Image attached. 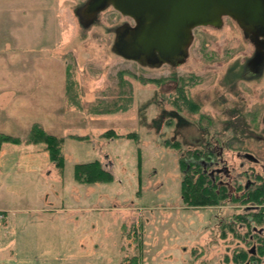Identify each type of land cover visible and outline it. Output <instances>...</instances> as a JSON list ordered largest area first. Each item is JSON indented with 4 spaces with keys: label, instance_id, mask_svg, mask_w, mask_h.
Returning <instances> with one entry per match:
<instances>
[{
    "label": "rangeland",
    "instance_id": "374dc122",
    "mask_svg": "<svg viewBox=\"0 0 264 264\" xmlns=\"http://www.w3.org/2000/svg\"><path fill=\"white\" fill-rule=\"evenodd\" d=\"M85 1L0 0V89L31 92L30 106L9 109L20 118L0 115V132L20 139L0 150V264H232L258 242L240 219L253 204L236 190L235 201L186 205L181 158L205 141L198 120L209 116L237 150L225 149L229 162L264 177V140L251 146L242 119L264 105V64L245 72L253 44L228 22L197 29L177 68L141 65L113 50L133 20L110 6L83 25L75 9ZM36 122L64 138L61 170L28 137ZM242 148L258 160L240 159ZM94 160L111 180L78 181L75 164Z\"/></svg>",
    "mask_w": 264,
    "mask_h": 264
},
{
    "label": "water",
    "instance_id": "95a60500",
    "mask_svg": "<svg viewBox=\"0 0 264 264\" xmlns=\"http://www.w3.org/2000/svg\"><path fill=\"white\" fill-rule=\"evenodd\" d=\"M109 5L133 20L117 28L113 50L141 65L183 58L192 29L218 24L222 16L235 19L245 34L264 36V0H86L75 13L89 25Z\"/></svg>",
    "mask_w": 264,
    "mask_h": 264
},
{
    "label": "trees",
    "instance_id": "16d2710c",
    "mask_svg": "<svg viewBox=\"0 0 264 264\" xmlns=\"http://www.w3.org/2000/svg\"><path fill=\"white\" fill-rule=\"evenodd\" d=\"M28 137H30L33 143H43L49 160L54 162L58 169L61 170L63 168V137L48 132L41 123L37 122L31 125ZM19 140V137L15 135L0 132V150L5 143H17ZM189 156L198 157L191 153ZM182 157L184 173L181 179V194L182 201H184L186 205H213L224 202L225 199L228 198L230 201H235L234 192L236 190L241 191V186L237 185L236 187H231L225 183H214L208 175L202 171V168L198 164L185 161V156ZM74 174L75 178L82 182L108 181L112 178L111 172L104 169L98 160L75 164ZM241 195L247 197L243 199V203L260 205L261 207L258 211H255L252 207H248V209L240 215L241 221L244 222L247 227L245 232L246 236L249 237L253 235L258 241L256 244L257 254L251 256L247 246H245V248H239L237 254L232 257V264H253L254 258L264 253V235L258 234L256 232L257 229L255 231L253 230V226L257 228V225H264V182L256 187L248 189ZM238 216L239 215H237V217ZM232 229H234V227ZM259 261H261V258Z\"/></svg>",
    "mask_w": 264,
    "mask_h": 264
},
{
    "label": "flooded vegetation",
    "instance_id": "af4514ba",
    "mask_svg": "<svg viewBox=\"0 0 264 264\" xmlns=\"http://www.w3.org/2000/svg\"><path fill=\"white\" fill-rule=\"evenodd\" d=\"M110 6L111 5H109L108 7ZM108 7H106L105 9H107ZM102 11H100L99 13H101ZM126 17L130 18L128 16ZM228 22H234L235 24H237V26L242 31L243 36L249 39L254 46L253 54L246 62L247 68L245 67V72L249 75L250 74L259 75L260 74L259 70H261V65L264 64V36L259 35L257 37H253L251 32L245 34L243 29L237 23V21L230 16H222L218 24L201 25L193 28L191 41L186 48V55L183 58L178 59L177 61H173V62L163 61V63H161V65L159 66L167 65L172 68H177L180 65L184 64L189 57V50L195 40L197 29L202 27L219 29L223 27L226 23L228 24ZM124 24H126V22L122 23L119 27H121ZM181 78L182 77H180V79ZM184 88L185 86H183L182 84L176 85L175 88L177 93L176 97H181L183 95H186L184 93L185 91ZM258 101H259L258 106H256L253 109L251 114H249L250 115L249 119H247L248 117L246 118V115L242 116V119L244 121H249L250 123H252V127H253L252 131L256 132V134L253 137L254 143H252L253 145H251L254 146L255 149H261V142L262 140H264V138L261 136L262 133L264 132V105L262 106L260 100ZM263 101H264V95H263ZM203 117H200L201 120L198 121L200 122V125H202V128L206 133V139L205 141L201 138L196 139V144H199V146L197 145V147H195L194 149L188 150V153H191L192 155H196L198 157L191 156L189 158V161L194 164H198L202 168V171L205 172L214 183L215 182L225 183L226 185L231 187L232 186L236 187L237 185L241 186L242 193L250 188L256 187L257 185L263 183L264 177H262L261 174H259L258 172H255L254 170L255 168H253V166L249 165L248 167H245V162L242 161L243 160L242 158H245L249 162H252V160L254 161L258 160L257 157H255L254 155L255 152L251 150V148L247 149L249 147V144H246L247 150L245 148H242L243 151L242 150L239 151V153L242 155L240 157V159L242 160L238 162L237 164L238 166L232 164L231 162H229L228 158L225 157L226 154L225 149H230L231 151V149L235 150V148H231L229 146L228 137L225 136L224 131L211 129L212 123L210 122L213 121L209 116L205 118ZM202 119L204 120V123ZM218 122L224 123L226 122V120L224 118L223 119L218 118ZM248 207L257 209L256 211H258V209L261 208L260 205H253ZM253 230L254 231L256 230L258 234L264 235L263 225H261L259 228L253 226ZM250 238L253 241L254 239L253 235H250ZM249 251L251 256L256 255L257 246L254 245L252 248H249ZM263 260H264V256H263ZM254 263L256 264L257 261L254 260L253 264Z\"/></svg>",
    "mask_w": 264,
    "mask_h": 264
},
{
    "label": "crops",
    "instance_id": "0c3cea01",
    "mask_svg": "<svg viewBox=\"0 0 264 264\" xmlns=\"http://www.w3.org/2000/svg\"><path fill=\"white\" fill-rule=\"evenodd\" d=\"M8 89H9L10 93L9 92L3 93L5 91L3 89H0V91L2 90V92L0 94V97H8V100L6 102H4V103H1V101H3V100H0V115H3V113H5L4 116L6 118L8 117V115H11L13 117L16 116V117L20 118L19 116H21L20 115L21 113L20 114L18 113L19 115H16L17 114L16 113L15 116H14V114L10 113V110L12 111L11 108L15 106V107H19L20 108L19 112H22L23 111L22 108L30 106V104L27 103L26 100L30 98L31 92H27V91L23 92L24 88H20V86L17 87V86L9 85ZM24 112L27 113V111H24ZM4 116H1V117L3 119H5ZM2 211L6 215V218H8L6 209L5 208H3V209L0 208V212H2Z\"/></svg>",
    "mask_w": 264,
    "mask_h": 264
}]
</instances>
